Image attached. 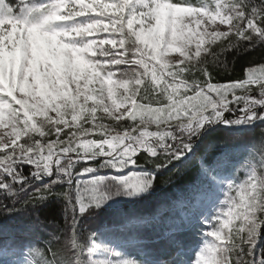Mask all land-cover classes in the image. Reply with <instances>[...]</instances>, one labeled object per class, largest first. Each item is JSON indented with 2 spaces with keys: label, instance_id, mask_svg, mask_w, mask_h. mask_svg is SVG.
<instances>
[{
  "label": "snow or ice",
  "instance_id": "obj_1",
  "mask_svg": "<svg viewBox=\"0 0 264 264\" xmlns=\"http://www.w3.org/2000/svg\"><path fill=\"white\" fill-rule=\"evenodd\" d=\"M256 128L264 141V0H0V215L53 203L64 213L38 264H185L181 235L202 223L211 230L192 264H264V143L243 179L233 154ZM193 166L210 218L193 212L164 233L154 260L92 255L84 222L126 215L105 209L110 199Z\"/></svg>",
  "mask_w": 264,
  "mask_h": 264
},
{
  "label": "trees",
  "instance_id": "obj_2",
  "mask_svg": "<svg viewBox=\"0 0 264 264\" xmlns=\"http://www.w3.org/2000/svg\"><path fill=\"white\" fill-rule=\"evenodd\" d=\"M252 59V58H248ZM239 63H247L246 60ZM236 71L239 72L237 66ZM221 133L210 134L209 139H220ZM239 147L234 150L243 151L252 148L254 151L261 147L264 141L259 136V128L246 134L244 137L235 141ZM240 154H242L240 152ZM107 170H103L100 174L106 175ZM167 173L160 177L161 183L155 185L147 193H143L139 197L125 198L124 196L113 197L115 202L104 205L105 209L122 208L126 215L120 220H113L110 211L102 212L100 217L89 218L84 222V234L94 233V242L101 243L108 247H114L119 252L126 254L136 260L149 261L156 259L166 250V244L161 239L164 233L174 228L176 225L185 222L193 212L203 211V208L194 207L197 196L204 192L203 177L196 176L195 166L182 177H173L171 183H164ZM39 216L45 221L46 227L31 229V220ZM56 219L53 221V218ZM147 218V219H146ZM64 213L63 207L57 206L55 203L45 207L38 205L35 209L29 207L12 211L5 215H0V239L3 241L4 248L11 251L13 258H20L16 251L31 249L37 253L43 247L44 242L50 239L49 233L53 231V223L63 225ZM143 222L147 223V227H143ZM107 224L111 229L110 233L102 234L101 225ZM264 230V225H261ZM143 229L145 240L140 243L124 244L119 238L121 234L128 232H136ZM208 228L203 223L194 232H186L181 235V239L186 242L184 249L185 264L193 260L196 247L202 241V233ZM27 233L28 238L38 240L39 247L23 242L21 232ZM111 238L113 242L109 244L107 241ZM32 262L38 264V256L32 258Z\"/></svg>",
  "mask_w": 264,
  "mask_h": 264
},
{
  "label": "rangeland",
  "instance_id": "obj_3",
  "mask_svg": "<svg viewBox=\"0 0 264 264\" xmlns=\"http://www.w3.org/2000/svg\"><path fill=\"white\" fill-rule=\"evenodd\" d=\"M240 152L242 154H240ZM250 152H255V151L252 148H248V149L243 150V151L234 150V152H233V154L237 160L236 167L241 169L240 179H243V169H242L243 162L247 158L248 153H250ZM132 171H133V169L129 168V169H125L123 172L115 173V175L124 176V175H128ZM135 171H139V169H136ZM111 174H113L112 170L108 169V173L104 176H109ZM203 180H204V178H203ZM207 188H208V186L205 183L204 184V192L197 196V198L194 202V207H196V208L202 207L204 210V215L206 217L210 218L214 212V208H212L211 206L207 207V200L204 196L205 192L207 191ZM124 197L125 198H134V197H126V196H124ZM222 199H223V197H221V200ZM114 202H115V200H114V198H112L105 205L112 204ZM216 210H218V209H216ZM205 226H207V228H208L207 231L211 230L210 226H208V225H205ZM202 242H203V236H202V241H201L200 245L198 247H196V249H195V252L193 255V260L195 259L196 253L199 251V249L202 245ZM95 244L97 245V247L94 248L93 253H92V255L94 257H98V258L103 257V258H110V259H125V258L135 259L133 257H130L126 254L119 252L114 247H108V246L103 245L101 243H95ZM16 253H17V255L21 256L19 259L13 258L14 255H11V251L4 248L3 241L0 239V264H35L32 262V258L36 257L37 253H35L33 250L24 249L22 251H16ZM117 253H118V256L116 255ZM192 261L187 263V264H192Z\"/></svg>",
  "mask_w": 264,
  "mask_h": 264
}]
</instances>
